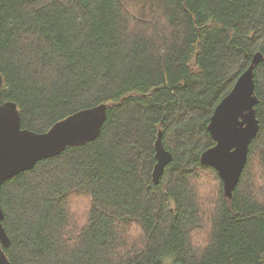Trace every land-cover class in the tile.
<instances>
[{
  "label": "trees",
  "instance_id": "obj_1",
  "mask_svg": "<svg viewBox=\"0 0 264 264\" xmlns=\"http://www.w3.org/2000/svg\"><path fill=\"white\" fill-rule=\"evenodd\" d=\"M258 53L264 0H0V104H17L23 129L108 107L94 142L3 184L10 263L264 264V59L231 199L200 161ZM160 132L173 160L155 184Z\"/></svg>",
  "mask_w": 264,
  "mask_h": 264
},
{
  "label": "water",
  "instance_id": "obj_2",
  "mask_svg": "<svg viewBox=\"0 0 264 264\" xmlns=\"http://www.w3.org/2000/svg\"><path fill=\"white\" fill-rule=\"evenodd\" d=\"M264 59L255 54L251 65L238 78L230 93L214 110L209 132L215 145L206 149L202 163L220 175L226 199H231L248 163L250 146L257 137L260 124L256 117L258 98L255 94V67ZM3 77L0 73V90ZM108 117L106 105L72 114L56 123L48 132L37 133L22 128L18 106L14 102L0 105V192L4 183L33 169L44 159L62 154L68 147L94 142L101 134ZM160 132L155 143L156 160L152 178L158 184L165 168L172 162ZM5 215L0 199V264H11L4 248L11 240L3 226Z\"/></svg>",
  "mask_w": 264,
  "mask_h": 264
},
{
  "label": "rangeland",
  "instance_id": "obj_3",
  "mask_svg": "<svg viewBox=\"0 0 264 264\" xmlns=\"http://www.w3.org/2000/svg\"><path fill=\"white\" fill-rule=\"evenodd\" d=\"M212 183V185H213V182H211ZM203 185V184H202ZM202 193L204 194V191L202 190ZM208 199V198H207ZM206 198H205V196L203 195V199L202 200H204V201H206L207 200ZM73 203V205L75 204V205H80V204H78V202H76V201H73L72 202ZM203 205H205L206 206V204H203ZM83 207H85L84 205H83ZM164 264H174V262L172 261V260H170V259H167L165 262H164Z\"/></svg>",
  "mask_w": 264,
  "mask_h": 264
},
{
  "label": "bare ground",
  "instance_id": "obj_4",
  "mask_svg": "<svg viewBox=\"0 0 264 264\" xmlns=\"http://www.w3.org/2000/svg\"><path fill=\"white\" fill-rule=\"evenodd\" d=\"M234 86H235V85H234ZM255 89H256V86H255ZM255 94H256V92H255ZM257 98H258V97H257ZM258 103H259V99H258ZM257 105H258V104H257ZM255 110H256V107H255ZM98 138H99V137H98ZM98 138H97V139H98ZM36 165H37V164H36ZM36 165H35V166H36ZM34 168H35V167H34ZM34 168H33V169H34Z\"/></svg>",
  "mask_w": 264,
  "mask_h": 264
}]
</instances>
